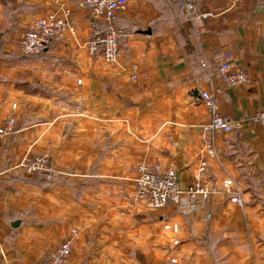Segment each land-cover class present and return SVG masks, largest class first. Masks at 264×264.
Here are the masks:
<instances>
[{
  "label": "crops",
  "instance_id": "0c3cea01",
  "mask_svg": "<svg viewBox=\"0 0 264 264\" xmlns=\"http://www.w3.org/2000/svg\"><path fill=\"white\" fill-rule=\"evenodd\" d=\"M78 1L0 0V128L14 119L0 136V264L46 260L72 230L64 264H264V121L250 119L264 104V0H196L192 16L168 0H126L113 64L89 55L93 21ZM65 11L73 36L18 53L37 18ZM224 53L246 84L226 86ZM202 91L232 133L203 132ZM27 156H42L51 180L26 174ZM143 163L171 167L183 187L204 163L218 191L189 214L169 205L147 216L132 184Z\"/></svg>",
  "mask_w": 264,
  "mask_h": 264
},
{
  "label": "built area",
  "instance_id": "2783aa9c",
  "mask_svg": "<svg viewBox=\"0 0 264 264\" xmlns=\"http://www.w3.org/2000/svg\"><path fill=\"white\" fill-rule=\"evenodd\" d=\"M182 6L187 16H192L195 10L196 0H168ZM126 0H80L76 3L79 10L84 11L93 21L91 35L85 41V47L90 56H100L107 64L116 62L119 56V42L124 32L114 25L117 14L125 8ZM64 16L56 17L48 15L37 18L33 26L24 32L17 41L18 51L23 56H33L44 51L53 40L73 36L74 29L69 22V11ZM103 24L104 26H99ZM218 73L226 86L233 87L248 82V75L243 68L233 64L231 54L224 53L219 65ZM134 79V72L131 75ZM202 101L205 102L209 121L202 126L205 134L222 133L230 134L235 128V123L229 117L221 115L217 109V100L213 94L206 91L200 93ZM251 121L259 123L264 121V104L250 118ZM14 120L8 117L0 128V136L11 134ZM207 153L214 156L213 146L208 148ZM43 158H35L25 165V172L33 174L42 172L45 180L49 179L51 170L44 164ZM205 164L201 163L197 169L192 184L181 187L175 171L171 167H162L159 163H143L136 167L133 179L135 199L143 203L150 210H160L169 205H175L181 214H189L196 202L205 200L218 190L215 185H209L204 180ZM223 193L230 195V201L241 205L239 192L231 179H226L221 184ZM173 234L178 232L177 224L170 226ZM58 244L56 249L46 260L35 264H64L72 249V235ZM172 245H178V240H172ZM171 259V262H174Z\"/></svg>",
  "mask_w": 264,
  "mask_h": 264
},
{
  "label": "rangeland",
  "instance_id": "374dc122",
  "mask_svg": "<svg viewBox=\"0 0 264 264\" xmlns=\"http://www.w3.org/2000/svg\"><path fill=\"white\" fill-rule=\"evenodd\" d=\"M18 40H19V38H18ZM17 51H18V48H17ZM18 53L21 55V53L18 51ZM9 117H12V116H9ZM13 118V117H12ZM14 120V119H13ZM35 158H39V159H41V158H43L42 156H38V157H30V158H28V156L27 157H25V159L23 160V162L21 163V167L23 168V170H24V172H25V165L27 164H29L30 162H31V160H33V159H35ZM43 160H44V158H43ZM46 167H49L50 168V170H51V173H50V177H49V179L48 180H45L44 178V180L45 181H49V180H51V176H52V174H53V169H52V167L50 166V165H47L46 164V162H45V160H44V163H43ZM26 173V172H25ZM27 174V173H26ZM34 174V173H33ZM33 174H28V175H33ZM43 174V173H42ZM134 177H135V175H134ZM134 177L132 178V181H133V179H134ZM132 184H133V182H132ZM133 190H134V187H133ZM133 197H134V200L136 201V202H138L136 199H135V196H134V194H133ZM139 204H140V206L144 209V210H146V212H147V216H151V214L150 213H158V212H160V211H162V209H164V208H162V209H160V210H150V209H148L143 203H140V202H138ZM166 208V207H165ZM73 232H75L74 230H72V231H70V234L71 233H73ZM172 244V243H171ZM177 246V245H176ZM175 247V246H174Z\"/></svg>",
  "mask_w": 264,
  "mask_h": 264
},
{
  "label": "water",
  "instance_id": "95a60500",
  "mask_svg": "<svg viewBox=\"0 0 264 264\" xmlns=\"http://www.w3.org/2000/svg\"><path fill=\"white\" fill-rule=\"evenodd\" d=\"M181 184V183H180ZM181 187L183 188L182 184H181ZM16 224L14 223L13 226H15Z\"/></svg>",
  "mask_w": 264,
  "mask_h": 264
}]
</instances>
